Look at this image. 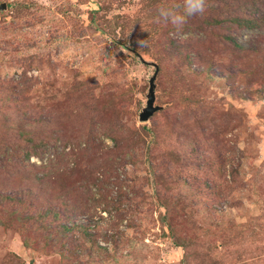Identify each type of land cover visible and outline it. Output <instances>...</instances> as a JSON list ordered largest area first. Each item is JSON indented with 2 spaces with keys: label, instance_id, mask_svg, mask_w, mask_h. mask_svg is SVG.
I'll use <instances>...</instances> for the list:
<instances>
[{
  "label": "rangeland",
  "instance_id": "374dc122",
  "mask_svg": "<svg viewBox=\"0 0 264 264\" xmlns=\"http://www.w3.org/2000/svg\"><path fill=\"white\" fill-rule=\"evenodd\" d=\"M244 1L254 29L205 0L177 33L158 10L181 0H0V153L71 152L45 186L0 166L20 198L0 264H264V0Z\"/></svg>",
  "mask_w": 264,
  "mask_h": 264
},
{
  "label": "trees",
  "instance_id": "16d2710c",
  "mask_svg": "<svg viewBox=\"0 0 264 264\" xmlns=\"http://www.w3.org/2000/svg\"><path fill=\"white\" fill-rule=\"evenodd\" d=\"M231 1V0H230ZM251 1V0H249ZM233 2H235V0H233ZM241 4H242V14L241 16H237L236 18L230 19L231 21H233V26L235 27H245L248 29H254L256 27V25L261 22L260 17H258L256 15V17L254 16V13L256 10V8H254V6L252 4H250V7L248 6V4H245L246 2L244 0H240ZM253 3L256 5V7L258 5L261 4V0H253ZM245 4V5H244ZM244 5V7H243ZM239 6V5H238ZM241 7V6H240ZM259 8V7H258ZM242 17H244L245 19H242ZM240 24V26L238 25ZM71 152H69V150L65 149L64 147H62V150H59L57 148H54V146H52V152L47 151L46 152V146L43 143H40L36 146V148H34L31 152L28 151H21L19 152V150L15 153H11L10 151L6 150L4 152H1V158H0V166H10V164H18L23 162V164L20 166L21 168V173L23 174H31V177L26 178V181H30L33 183H36L38 185H46L48 183H53L54 180L56 179V177L52 176L54 175L56 172L54 169H56V166L58 164H61L62 160H64V157L69 156ZM48 154L47 158L45 159V161L40 164H30L27 168H24V162L26 160H28V158L30 156H35L38 157L39 159H41L42 155H46ZM31 158V157H30ZM42 160V159H41ZM39 166V167H38ZM18 197V195L16 196H0V203H2V201L4 200V206H5V202L8 201L10 203L14 202V204H20L19 200L20 198L16 199ZM13 199V200H12ZM24 204V203H23ZM23 206V205H22ZM59 213L61 214H65L63 209H59L58 210ZM51 217L54 216L57 220H59L58 218H60V216L58 215V213L55 214H45L44 218H43V222L46 223L45 218L46 217ZM25 221L27 222H33L31 218H29V216L27 215ZM45 229H47V226H44Z\"/></svg>",
  "mask_w": 264,
  "mask_h": 264
},
{
  "label": "clouds",
  "instance_id": "9594fccd",
  "mask_svg": "<svg viewBox=\"0 0 264 264\" xmlns=\"http://www.w3.org/2000/svg\"><path fill=\"white\" fill-rule=\"evenodd\" d=\"M205 0H181V3L162 7L158 10L159 18L179 33L190 17L204 13Z\"/></svg>",
  "mask_w": 264,
  "mask_h": 264
},
{
  "label": "water",
  "instance_id": "95a60500",
  "mask_svg": "<svg viewBox=\"0 0 264 264\" xmlns=\"http://www.w3.org/2000/svg\"><path fill=\"white\" fill-rule=\"evenodd\" d=\"M156 74V73H155ZM154 74V75H155ZM155 76H153L149 81V91H148V98L146 101V106L139 114V121L144 122L149 119V117L157 110L156 107H153L154 103V82Z\"/></svg>",
  "mask_w": 264,
  "mask_h": 264
}]
</instances>
